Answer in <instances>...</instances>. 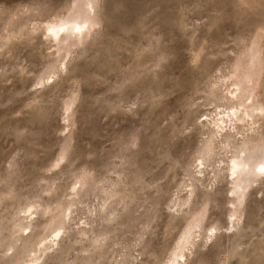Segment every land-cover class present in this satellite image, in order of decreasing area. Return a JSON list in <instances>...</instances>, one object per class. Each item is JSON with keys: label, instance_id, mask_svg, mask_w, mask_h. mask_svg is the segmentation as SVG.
I'll return each instance as SVG.
<instances>
[{"label": "rangeland", "instance_id": "obj_1", "mask_svg": "<svg viewBox=\"0 0 264 264\" xmlns=\"http://www.w3.org/2000/svg\"><path fill=\"white\" fill-rule=\"evenodd\" d=\"M74 1L0 0V264H26L61 220L39 264H167L189 209L205 216L179 264H254L264 184L254 180L230 221L218 168L243 138L262 140L264 117L255 134L242 124L229 148L214 143L196 175L218 98L253 47L233 30L230 0H96L99 26L58 53L44 26ZM45 73L52 84L37 88ZM256 93L264 106L259 68Z\"/></svg>", "mask_w": 264, "mask_h": 264}, {"label": "bare ground", "instance_id": "obj_2", "mask_svg": "<svg viewBox=\"0 0 264 264\" xmlns=\"http://www.w3.org/2000/svg\"><path fill=\"white\" fill-rule=\"evenodd\" d=\"M94 2L96 3V0H75L73 3H75L77 6L73 8L71 5L66 16L62 18L59 17L60 19L56 21L45 23L46 25L55 26H60L63 23L68 26L75 25L83 29L80 34H76L72 27H68L67 31L65 33H59L56 39L48 37L51 42L55 43L58 53L64 52L66 54L70 52L69 50L71 48L76 45L82 44L89 36V33L93 30V28L95 27L94 25L97 24V21L95 17V8H89L87 7V5ZM44 31L47 36L45 27ZM253 57H255V74L254 76H252L251 82H249L246 77L249 74L248 66L253 64L254 62ZM260 58L261 55L258 49L252 47L247 51L243 59L234 66V71L230 76L233 89L231 88V91L228 89L226 95H221L218 98V100L222 103L221 110H219L215 117L207 123L210 137L205 142L203 150L200 152L197 160L202 162L205 166L209 163L212 156L211 152L214 150V143L220 144L223 148H229L230 144L233 142L232 139H234L233 135L238 134V131L241 128L242 124L249 123V125L251 126L249 128L251 133L255 134L257 132V128L253 127V125L257 123L259 118H262V116L260 115V109H264V106L258 100L256 93V77L260 64ZM223 85L226 86V84ZM249 100H251V103H249ZM226 125H229L228 127H230L228 131H225ZM262 149H264V141L260 138H258L257 140L255 135L247 137L245 139L243 138L242 142L238 146L233 145V153L229 160L224 164L222 168H218V172H225L227 178L226 180H228V185H230L229 193H231L232 197V209L230 210L229 218L233 215H239V207L244 201L246 190L250 188L251 184L256 179L249 173L254 171V166L259 167L261 160L260 153ZM209 152L211 153V155L208 154ZM233 160L237 161V172L234 177L232 175ZM205 166L201 167L200 163H198L197 167L199 168L200 174L203 173V169L205 168ZM245 168L247 169V171H245ZM255 175L256 177H259L260 174L256 173ZM192 179L196 180L194 177H192ZM190 188L193 192L192 186H190ZM191 197L189 196L188 192V196H186L180 206L185 208L189 207ZM238 198L241 201L240 203H237ZM201 210L202 209H189V211H187L188 213L186 212L187 214L185 215L187 216V222L173 246L167 264H169V262H171V264H179V260L182 261L185 259L184 251L188 249L189 245H192V241L193 238H195L194 235L196 231L201 229L200 227L205 216V214L203 215V217L200 216ZM63 228L64 221L61 220L59 224L54 227V230L61 233ZM210 229L211 228H209L208 230ZM54 230L52 234L48 236L50 238V241H42L37 253L33 255V257L26 264H39L41 257L44 256L50 249H52L53 246L57 245L58 239H55ZM186 234L187 239L185 243L181 244V238L185 237ZM207 239L208 236L205 237V240ZM16 246L17 245H15V247ZM22 247L24 246H21V249ZM184 262L185 261H183V263Z\"/></svg>", "mask_w": 264, "mask_h": 264}, {"label": "snow or ice", "instance_id": "obj_3", "mask_svg": "<svg viewBox=\"0 0 264 264\" xmlns=\"http://www.w3.org/2000/svg\"><path fill=\"white\" fill-rule=\"evenodd\" d=\"M77 5L75 3L72 4V7L75 8ZM87 7L89 8H97L98 7V3H92V4H89L87 5ZM249 7V3H248V0H238L237 4H236V8L237 10H245ZM95 27H98L99 25L96 24L94 25ZM46 31H47V36L45 37V39H47L48 37H51L53 39H56L58 37V34L59 33H65L68 29V27H72V29L74 30V32L76 34H80L83 29H81L80 27H77L75 25H71V26H68V25H65V24H61L60 26H55V25H45L44 26ZM261 30L264 31V25L261 26ZM63 59V58H61ZM253 64L249 65L248 68H249V74L248 76L246 77V79L251 82V78L252 76H254L255 74V57H253ZM197 62V58H194L193 60V63H196ZM58 65H59V62H58ZM59 67H63V65H59ZM261 75L262 77H264V72H261ZM54 77L50 76L49 74L45 73V74H41L40 76V80L39 82L36 84V87L37 88H41L43 87L45 84H49L51 85L52 84V81H53ZM249 103H251V100H249ZM69 107L70 105L69 104H66L65 106V115H67L68 111H69ZM202 115V114H201ZM260 115L262 117H264V109H260ZM206 118V117H205ZM199 120V118H197ZM253 127H257L256 125H253ZM219 131V129H218ZM260 133H261V137H262V140H264V128H261L260 129ZM209 155H211V153L209 152L208 153ZM63 153H61V156L57 159V166L63 162ZM260 156H261V160H260V164H259V167H255L254 166V171L250 172L249 174L252 175L254 178H257L260 180V182L262 184H264V149L261 150V153H260ZM198 163H200V166L201 167H204L205 165L198 161ZM245 171H247V169L245 168ZM236 172H237V161L236 160H233L232 161V175L233 177L236 175ZM256 173H259V177H256ZM200 174V171L199 169L196 170V175H199ZM80 187V184L79 182L75 183L74 186L72 187V191L73 192H76L77 189ZM211 187V186H209ZM188 192H189V196L191 197V192L192 190L191 189H188ZM231 195V193H230ZM240 199L238 198L237 200V203H240ZM235 206V205H234ZM207 207V205H205V208ZM171 211H175V209H170ZM31 211V210H29ZM205 214V211L204 209L201 210V213H200V216L203 217V215ZM231 220L233 221H237L238 220V216L237 215H233L232 217H230ZM231 230V229H229ZM55 231V230H54ZM215 233H216V229L215 228H212L210 230H208L207 232V236H208V239L205 241V244H210L213 237L215 236ZM61 236V233L59 231H55V239H59ZM187 239V234L185 237H182L181 238V241L180 243L183 244L185 243ZM7 255H11V253H7ZM169 264H171V262H169ZM191 264H198L197 261L193 260L191 261Z\"/></svg>", "mask_w": 264, "mask_h": 264}, {"label": "clouds", "instance_id": "obj_4", "mask_svg": "<svg viewBox=\"0 0 264 264\" xmlns=\"http://www.w3.org/2000/svg\"><path fill=\"white\" fill-rule=\"evenodd\" d=\"M237 2L238 0H230L228 5L230 17L231 9H235L236 12L235 18L231 20L233 30L245 39L250 38L253 48L259 47L264 52V31L261 30V26L264 25V0H248L249 7L245 10H237ZM259 71L264 72V61H261ZM254 264H264V252Z\"/></svg>", "mask_w": 264, "mask_h": 264}]
</instances>
